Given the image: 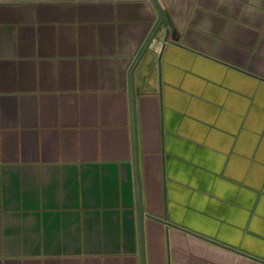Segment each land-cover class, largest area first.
<instances>
[{
	"label": "crops",
	"instance_id": "obj_1",
	"mask_svg": "<svg viewBox=\"0 0 264 264\" xmlns=\"http://www.w3.org/2000/svg\"><path fill=\"white\" fill-rule=\"evenodd\" d=\"M157 2L0 0V264H264V0Z\"/></svg>",
	"mask_w": 264,
	"mask_h": 264
},
{
	"label": "water",
	"instance_id": "obj_2",
	"mask_svg": "<svg viewBox=\"0 0 264 264\" xmlns=\"http://www.w3.org/2000/svg\"><path fill=\"white\" fill-rule=\"evenodd\" d=\"M157 10H158V17H157V21L155 22L153 28L151 29L149 36L147 37L145 43L143 44V47L141 48V50L139 51V53L137 54V56L135 57L132 65H131V69H130V76H131V81H132V74H133V70L135 68V66L137 65L139 59L141 58L142 54L144 53V51L146 50V48L148 47V45L150 44V42L154 39L157 31L160 29L161 26H166V13L164 12V10L160 7V5L158 4L157 0H153ZM176 32L175 29H173L171 31V34L173 35ZM170 34V30L168 28L165 29V35H164V40H167L168 36ZM134 103H135V91L132 89L131 91V104H132V111H133V126H134V142H136V127H135V117H134ZM139 216L140 219H142L143 217V210L141 207V203L139 202Z\"/></svg>",
	"mask_w": 264,
	"mask_h": 264
}]
</instances>
